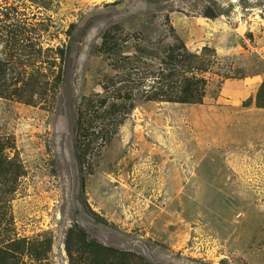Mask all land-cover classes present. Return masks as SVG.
<instances>
[{
  "label": "rangeland",
  "instance_id": "374dc122",
  "mask_svg": "<svg viewBox=\"0 0 264 264\" xmlns=\"http://www.w3.org/2000/svg\"><path fill=\"white\" fill-rule=\"evenodd\" d=\"M137 48L201 56L205 96L137 101L83 184L76 108ZM0 148L19 264H264V0H0Z\"/></svg>",
  "mask_w": 264,
  "mask_h": 264
},
{
  "label": "trees",
  "instance_id": "16d2710c",
  "mask_svg": "<svg viewBox=\"0 0 264 264\" xmlns=\"http://www.w3.org/2000/svg\"><path fill=\"white\" fill-rule=\"evenodd\" d=\"M161 54L164 55L162 59L154 52V48H137L133 55H122L121 66H114L116 74L102 82V92L83 97L79 102L73 125V148L83 184L91 168V163L86 164L89 163L87 158L90 156L92 161L93 157L100 155L135 108L137 101L202 103L207 80L196 74L179 78L182 72L186 74L188 70L204 71L207 67L202 65V57L189 54L187 48H163ZM158 59V69L155 71L149 68L147 61L154 63ZM140 63L145 67H141ZM0 173L6 175L11 183H15L23 175L21 162L16 157L10 158L3 154L1 148ZM1 223L2 220L0 264H19L21 242L7 239L4 234L6 230L2 229ZM79 241L82 242V248L87 253L96 255L97 259L112 258L109 252L103 253V247L96 248L84 236ZM33 252L35 264H44L41 251L33 248Z\"/></svg>",
  "mask_w": 264,
  "mask_h": 264
},
{
  "label": "clouds",
  "instance_id": "9594fccd",
  "mask_svg": "<svg viewBox=\"0 0 264 264\" xmlns=\"http://www.w3.org/2000/svg\"><path fill=\"white\" fill-rule=\"evenodd\" d=\"M233 3H238V0H233ZM236 10L239 11V8H237ZM254 11L258 12L260 10L259 9H255Z\"/></svg>",
  "mask_w": 264,
  "mask_h": 264
},
{
  "label": "crops",
  "instance_id": "0c3cea01",
  "mask_svg": "<svg viewBox=\"0 0 264 264\" xmlns=\"http://www.w3.org/2000/svg\"><path fill=\"white\" fill-rule=\"evenodd\" d=\"M228 85H230V83L227 82V86H228ZM230 87H231V85H230ZM235 96H236V97H237V96H240V93H236Z\"/></svg>",
  "mask_w": 264,
  "mask_h": 264
}]
</instances>
